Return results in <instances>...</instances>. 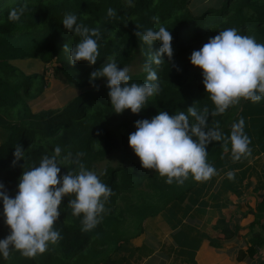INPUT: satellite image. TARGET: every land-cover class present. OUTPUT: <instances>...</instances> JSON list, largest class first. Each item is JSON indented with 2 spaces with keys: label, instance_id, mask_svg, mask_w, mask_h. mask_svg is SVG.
<instances>
[{
  "label": "trees",
  "instance_id": "trees-1",
  "mask_svg": "<svg viewBox=\"0 0 264 264\" xmlns=\"http://www.w3.org/2000/svg\"><path fill=\"white\" fill-rule=\"evenodd\" d=\"M25 3L27 11L20 21H10L9 10ZM109 7L116 10L114 19L107 16ZM69 12L78 16V23L99 27L102 32L95 65L86 61L74 66L68 63L64 45L72 47L80 39L62 24L64 14ZM136 25L141 26V31L166 27L173 37L174 56L171 63L165 55L163 65L152 66L162 89L159 95L150 98L139 114H132L130 109L116 114L106 79L95 81L97 90L90 85L89 78L105 62L115 60L120 68L137 64L136 69L130 70V83L145 82L147 73L143 64L147 53L154 54L161 44L154 42L150 47L140 44L134 35ZM227 28H236L241 35L254 36L258 43H264V0H131V5L126 0H0V182L14 197L23 170L38 166L42 155L51 154L60 146L63 154L85 153L82 162L90 170L104 172L102 182L115 193L106 204L110 211L89 233L81 231L80 218L71 215L66 197L55 225L63 237L58 245L50 246L48 252L35 259L13 252L7 260L0 257V264H117L112 254L143 233L144 221L186 200L192 193L199 197L202 188L212 185L231 161L217 142L207 148L208 162L217 169V176L202 183L190 178L183 185H169L154 170L141 167L129 147L128 137L136 131L135 121L151 119L160 111L174 115L193 105L198 110L205 106L213 108L202 83V70L190 63V56L210 37ZM24 59L54 61L55 77L72 87L74 95L60 107L33 111L29 101L44 91L46 81L41 74L26 73L15 65V61ZM240 117L245 120L252 154L255 142L262 146L259 152H264V100L241 101L209 122L219 121L227 136L232 123ZM17 143L25 149V161H19L13 168L11 161ZM67 171L62 167L61 175ZM234 180L227 179L231 187ZM257 197L255 211L252 210L255 219L250 224V245L246 252L238 253L237 260L246 255L254 257L264 244V226L259 224L264 219V192ZM255 225L261 227L256 233ZM216 227L225 238L234 234L223 218L218 219ZM8 234L0 201V239Z\"/></svg>",
  "mask_w": 264,
  "mask_h": 264
},
{
  "label": "clouds",
  "instance_id": "clouds-1",
  "mask_svg": "<svg viewBox=\"0 0 264 264\" xmlns=\"http://www.w3.org/2000/svg\"><path fill=\"white\" fill-rule=\"evenodd\" d=\"M126 3L131 5V0ZM26 11L27 4H21L9 10L8 18L18 22ZM116 15L115 9H107L108 18L114 19ZM62 24L65 30L80 37L74 46L64 45L68 63L74 66L86 61L95 65L102 39L100 28L78 23V16L70 12L64 14ZM136 28L134 35L140 44L148 47L154 42L161 44L154 54L147 53L143 64V71L147 73L145 82L130 83V68H120L115 60L105 62L89 78L90 85L97 90L95 81L106 79L108 96L116 114H123L126 109L139 114L150 98L159 95L162 89L152 66L163 65L165 55L171 63L174 56L173 37L166 27L161 25L158 30L147 28L143 31L139 25ZM190 63L202 70V83L213 108L205 106L198 110L193 105L186 112L177 111L174 115L160 111L151 119L135 121L136 131L128 137L129 147L139 158L141 167L154 170L169 185H183L190 178L202 183L217 176V169L208 162L207 148L212 142L220 144L233 163L248 160L252 155L251 139L245 132L243 117L232 123L227 136L219 121H209L241 101L258 103L264 100V43H258L254 36L241 35L236 28L218 31L199 50L192 52ZM14 148L13 168L19 161H25L23 146L17 143ZM84 155L83 152L63 154L62 148L56 146L51 154L42 155L38 166L23 170L14 197L0 182L4 223L9 228V234L0 239V257L7 260L13 252H19L24 258L35 259L48 252L50 246L58 245L63 237L55 225L66 197L71 215L80 218L82 232L89 233L102 223L110 211L106 204L115 193L102 182L104 172L98 173L85 166L81 159ZM24 165H21L23 169ZM62 167L68 169L63 175ZM237 171L229 170L226 177L234 180Z\"/></svg>",
  "mask_w": 264,
  "mask_h": 264
},
{
  "label": "crops",
  "instance_id": "crops-1",
  "mask_svg": "<svg viewBox=\"0 0 264 264\" xmlns=\"http://www.w3.org/2000/svg\"><path fill=\"white\" fill-rule=\"evenodd\" d=\"M259 147L255 142L253 156L246 162L228 161L199 197L192 193L173 205L174 209L168 207L144 221L143 233L112 254L117 264H264V244L254 257L237 260L238 253L246 252L250 245V224L255 219L252 210L257 196L264 192V152H259ZM229 170H238L232 187L226 177ZM219 218L228 223L233 236H223L216 227ZM259 224L264 226V219ZM260 229L255 225L254 233Z\"/></svg>",
  "mask_w": 264,
  "mask_h": 264
},
{
  "label": "rangeland",
  "instance_id": "rangeland-1",
  "mask_svg": "<svg viewBox=\"0 0 264 264\" xmlns=\"http://www.w3.org/2000/svg\"><path fill=\"white\" fill-rule=\"evenodd\" d=\"M14 63L26 73L37 72L41 74L46 81L44 91L29 101L33 111L50 107H60L74 95V89L72 87H69L66 83L55 77L52 68L54 61L46 63L39 59H24L17 60ZM137 67V64L133 65L130 67V70L136 69Z\"/></svg>",
  "mask_w": 264,
  "mask_h": 264
}]
</instances>
